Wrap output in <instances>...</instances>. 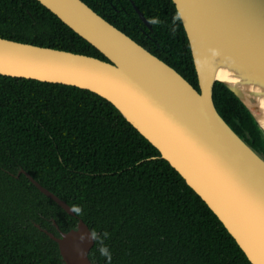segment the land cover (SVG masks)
I'll return each mask as SVG.
<instances>
[{
    "label": "trees",
    "instance_id": "obj_1",
    "mask_svg": "<svg viewBox=\"0 0 264 264\" xmlns=\"http://www.w3.org/2000/svg\"><path fill=\"white\" fill-rule=\"evenodd\" d=\"M83 1L199 90L172 0ZM0 37L107 60L38 0H0ZM213 101L264 159V133L244 104L219 81ZM20 168L80 213H66L23 173L16 176ZM78 217L96 233L89 257L100 264H251L111 102L77 86L0 74V264H63L57 243L36 224L59 235L52 219L67 231Z\"/></svg>",
    "mask_w": 264,
    "mask_h": 264
},
{
    "label": "water",
    "instance_id": "obj_2",
    "mask_svg": "<svg viewBox=\"0 0 264 264\" xmlns=\"http://www.w3.org/2000/svg\"><path fill=\"white\" fill-rule=\"evenodd\" d=\"M38 1L107 60L0 37V74L73 85L107 99L207 204L251 264H264V159L228 125L213 101V85L219 81L264 133L258 121L264 112V0H172L190 44L199 90L83 0ZM206 57L229 67L240 84L214 77ZM20 173L75 216L65 200L23 168L16 176ZM52 223L59 235L36 226L57 243L63 264H100L89 257L95 239L82 218L67 231Z\"/></svg>",
    "mask_w": 264,
    "mask_h": 264
},
{
    "label": "bare ground",
    "instance_id": "obj_3",
    "mask_svg": "<svg viewBox=\"0 0 264 264\" xmlns=\"http://www.w3.org/2000/svg\"><path fill=\"white\" fill-rule=\"evenodd\" d=\"M216 57L219 58L220 60L222 59H225V57L221 56V55H218L216 54ZM206 67L210 70V71H213V74H214V77H216L217 79H220V80H223L227 83H231V84H234V85H239V78L238 77H233L231 76V69H227L229 67L224 66H220L219 63L217 64L216 60L214 57H206ZM260 106L261 108L263 109L264 111V100H261L260 101ZM258 121L259 123L261 124V126L264 128V112L261 115L258 116Z\"/></svg>",
    "mask_w": 264,
    "mask_h": 264
},
{
    "label": "clouds",
    "instance_id": "obj_4",
    "mask_svg": "<svg viewBox=\"0 0 264 264\" xmlns=\"http://www.w3.org/2000/svg\"><path fill=\"white\" fill-rule=\"evenodd\" d=\"M73 211H75L76 213H80V209L77 207V208H74ZM105 235H108L107 233H105ZM92 238L95 239L96 238V233L95 232H92ZM81 240H83V237H81ZM83 250H81L82 252ZM100 252L102 255L106 256L108 258L109 261H111V255L108 251V249L106 247H101L100 248Z\"/></svg>",
    "mask_w": 264,
    "mask_h": 264
}]
</instances>
